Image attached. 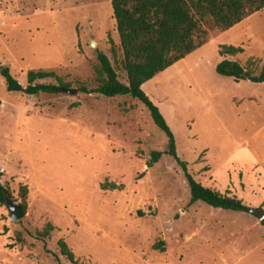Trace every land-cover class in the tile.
Here are the masks:
<instances>
[{
	"label": "rangeland",
	"instance_id": "obj_1",
	"mask_svg": "<svg viewBox=\"0 0 264 264\" xmlns=\"http://www.w3.org/2000/svg\"><path fill=\"white\" fill-rule=\"evenodd\" d=\"M208 37L142 88L193 177L264 211V84L216 72L222 45L242 47L227 58L259 72L264 8ZM99 51L125 82L110 0H0V67L23 86L28 71L43 70L77 90L28 95L9 91L0 74V181L19 204L27 188L22 219L0 206V264H264L257 216L190 203L168 154L147 165L167 137L136 99L91 92Z\"/></svg>",
	"mask_w": 264,
	"mask_h": 264
},
{
	"label": "trees",
	"instance_id": "obj_2",
	"mask_svg": "<svg viewBox=\"0 0 264 264\" xmlns=\"http://www.w3.org/2000/svg\"><path fill=\"white\" fill-rule=\"evenodd\" d=\"M113 18L122 51V66L126 81L122 82L109 57L97 53L99 61L97 80L99 85L91 92L106 97L129 95L141 102L149 111L154 124L167 137L165 152L152 151L147 162L156 163L165 153L173 157L181 166L187 180L191 198L190 203L202 201L214 208L234 211H247L241 200L223 195L215 189L206 187L197 181L187 168V162L177 154L174 133L165 120L158 106L145 93L142 86L159 72L185 58L187 55L208 42L209 31L227 30L250 15L264 8V0H110ZM243 48L234 45H222L219 54L224 57L216 66V72L235 81L248 79L264 84V60L258 73L229 59L241 53ZM0 74L9 91L28 95L40 93H60L63 87H70L53 71L30 70L27 72V85L23 86L11 74L8 67H0ZM54 78L58 84L45 82ZM80 91L89 92L81 87ZM27 188L21 187L20 206L25 212ZM12 198L9 188L0 181V206L6 205ZM264 226V219L261 221ZM53 226L47 223L37 232L39 239L48 237ZM60 252L70 262L76 263L73 252L64 240L58 241Z\"/></svg>",
	"mask_w": 264,
	"mask_h": 264
},
{
	"label": "water",
	"instance_id": "obj_3",
	"mask_svg": "<svg viewBox=\"0 0 264 264\" xmlns=\"http://www.w3.org/2000/svg\"><path fill=\"white\" fill-rule=\"evenodd\" d=\"M248 79L250 80V77H248ZM61 90L69 94H75L77 92L76 89L70 87H63ZM6 207L10 214V218L12 222H17L25 216V212L22 210L20 204L14 201L12 198L7 199ZM247 211L257 216L259 221H262L264 218V211H260L255 208H248Z\"/></svg>",
	"mask_w": 264,
	"mask_h": 264
}]
</instances>
